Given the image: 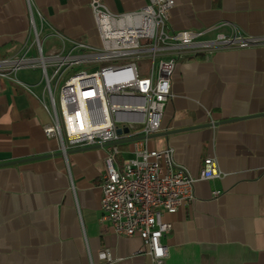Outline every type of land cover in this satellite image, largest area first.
Instances as JSON below:
<instances>
[{"label": "crops", "instance_id": "0c3cea01", "mask_svg": "<svg viewBox=\"0 0 264 264\" xmlns=\"http://www.w3.org/2000/svg\"><path fill=\"white\" fill-rule=\"evenodd\" d=\"M102 2L123 13L146 0ZM31 18L47 45L53 31L99 42L89 0H0V59L34 40ZM169 24H221L207 37L237 30L264 39V0H174ZM25 69L15 80L0 76V264H151L138 236L118 235L102 219L107 150L62 153L43 131L41 71ZM171 91L149 146L171 147L193 177L206 157L222 174L197 179L193 199L164 215L172 224L164 264H264V41L178 62ZM103 249L111 261L99 260Z\"/></svg>", "mask_w": 264, "mask_h": 264}, {"label": "built area", "instance_id": "2783aa9c", "mask_svg": "<svg viewBox=\"0 0 264 264\" xmlns=\"http://www.w3.org/2000/svg\"><path fill=\"white\" fill-rule=\"evenodd\" d=\"M89 6L97 44L53 31L44 39L55 42L44 51L45 42L31 18L34 40L21 53L0 59V76L15 80L12 74L20 69L41 71L43 97L47 93L50 102L43 101L50 116L45 135L55 138L64 154L91 146L107 150L100 184L102 219L118 235L138 236L151 264H164L167 246L162 238L172 226L164 215L193 199L197 179L222 174L215 158L206 157L198 177H193L174 162L171 147L149 146L172 96L175 65L264 39L237 30L207 37L221 24L175 30L169 24L174 0H146L141 8L123 13L111 12L102 0H89ZM33 47L35 54L29 53ZM142 57L149 60L144 74L136 63ZM115 156L129 157L118 164ZM98 258L111 261L109 249L99 251Z\"/></svg>", "mask_w": 264, "mask_h": 264}, {"label": "rangeland", "instance_id": "374dc122", "mask_svg": "<svg viewBox=\"0 0 264 264\" xmlns=\"http://www.w3.org/2000/svg\"><path fill=\"white\" fill-rule=\"evenodd\" d=\"M43 47H44V51H47L48 45L47 44H43ZM136 63L138 65V67H139L140 74H144L147 71V68L149 66V60L146 57H142V58L137 59ZM26 71H29V70H26V69L25 70L24 69L21 70L20 69L17 72V75H21L23 72H26ZM43 85H44V82H43ZM43 85H40L39 89H41V87H43ZM45 98L47 100V103L50 104L47 93H46V97ZM117 133H120V129H117ZM120 147L123 148L124 146L120 145Z\"/></svg>", "mask_w": 264, "mask_h": 264}, {"label": "water", "instance_id": "95a60500", "mask_svg": "<svg viewBox=\"0 0 264 264\" xmlns=\"http://www.w3.org/2000/svg\"><path fill=\"white\" fill-rule=\"evenodd\" d=\"M125 131H127V129L125 128ZM154 135H156V133L155 134H153V136ZM92 147H95V146H91V147H84V148H78V149H76V150H83V149H86V148H92ZM69 152V150H66V153H68Z\"/></svg>", "mask_w": 264, "mask_h": 264}]
</instances>
